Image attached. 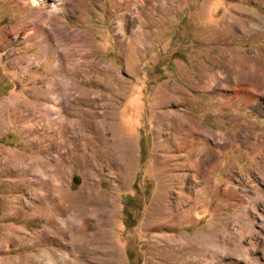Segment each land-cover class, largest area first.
Returning <instances> with one entry per match:
<instances>
[{
	"label": "rangeland",
	"instance_id": "obj_1",
	"mask_svg": "<svg viewBox=\"0 0 264 264\" xmlns=\"http://www.w3.org/2000/svg\"><path fill=\"white\" fill-rule=\"evenodd\" d=\"M36 1L0 0V264H264V0Z\"/></svg>",
	"mask_w": 264,
	"mask_h": 264
},
{
	"label": "bare ground",
	"instance_id": "obj_2",
	"mask_svg": "<svg viewBox=\"0 0 264 264\" xmlns=\"http://www.w3.org/2000/svg\"><path fill=\"white\" fill-rule=\"evenodd\" d=\"M32 2H34V3H37L38 1H36V0H32ZM49 11H50V13L52 14V9L50 8L49 9ZM44 17V15L43 14H37L36 16H33L32 18H31V22H33V24H36V25H38V23L40 22V20L42 19ZM37 27V26H36ZM45 29V28H44ZM44 29H41V28H39V27H37V29L34 31L33 29H30L28 32H27V35H25L26 37H37L39 40H41L40 38L42 37V36H46V33L47 32H45V30ZM48 34V33H47ZM237 62H239V63H237L236 64V66H234V65H232V63L230 62V63H228V69L230 70V71H228L227 70V72L229 73V72H235L236 73V75L237 76H234L236 79H234V81L235 82H238V80L239 81H242L243 80V78H244V73L243 74H241L240 72H243L242 71V69H244L245 68V66H244V63L243 62H240L239 60L237 61ZM227 78H228V74H227V76H226ZM233 77V76H232ZM238 78V79H237ZM231 80V79H230ZM246 82H248V81H246ZM245 82V83H246ZM260 83V85L262 86L263 84H264V81L263 80H261V82H259ZM243 84V83H242ZM245 87H247L246 88V90H251V91H253L254 93L257 91V90H259V88H261V87H259V88H255V89H253V83L251 82V81H249L248 82V84L245 86ZM245 87L243 86V87H240V88H236L235 90H234V93H235V95H240V94H244L245 92H246V90H245ZM246 95H245V97H246V102H250V101H252L253 100V98H252V96L251 95H249L250 93H245ZM189 131H191V130H189ZM188 134V133H187ZM190 134V133H189ZM191 136V135H190ZM191 140V139H190ZM194 163V162H193ZM195 163H197V162H195ZM63 205V204H62ZM80 210V213H81V217H82V219H81V222L79 223V229H78V233H79V236H78V247H79V249L81 250V251H85L86 249H92V248H89V246H92V245H94V243H96L97 241H98V239L95 237L96 235H100V236H102L103 235V233H104V231L102 232V231H98L97 232V230L99 229V227L101 226V222H104V220H103V218L105 217L104 216V214H98L97 213V219H96V223L94 224V227L95 228H97L96 229V231L94 230V232H90V233H88V231H87V227L89 226L88 224H86V220L88 219L87 217H86V215H87V213H90L91 211H90V209H84V208H81V209H79ZM103 212H105V211H103ZM105 213H107V212H105ZM109 215V214H108ZM95 216H96V214H95ZM103 230V229H102ZM47 236V235H46ZM45 240H47V238L45 237L44 238ZM100 241V240H99ZM107 243V242H106ZM93 250V249H92ZM43 258V257H42ZM45 259V258H44ZM46 263V262H45Z\"/></svg>",
	"mask_w": 264,
	"mask_h": 264
}]
</instances>
